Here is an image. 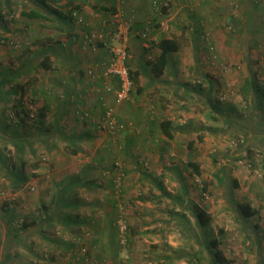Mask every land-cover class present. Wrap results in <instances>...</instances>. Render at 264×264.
Instances as JSON below:
<instances>
[{
    "label": "rangeland",
    "instance_id": "1",
    "mask_svg": "<svg viewBox=\"0 0 264 264\" xmlns=\"http://www.w3.org/2000/svg\"><path fill=\"white\" fill-rule=\"evenodd\" d=\"M175 1L169 11L166 0L153 1V11L144 13L132 31L135 51L124 40L128 67L142 74L141 84L138 77L128 98L116 100L126 120L118 122L114 108L105 105L122 125L115 133L107 122L72 126L67 116L63 128L69 137L60 135L65 141L56 139L57 134H33L30 125L44 97L34 95L35 89L47 90L56 76L69 85L77 72L76 67L65 71L57 55L52 59L58 60L54 71L31 67L27 80L11 81L9 95L0 102V137L7 132L10 141L0 140V149L6 145L15 150L12 142L20 139L17 148L26 180L17 188L0 189V264H213L215 257L207 253L205 241L214 238L219 241L215 249L226 259L220 264H264V11L249 0H210L211 5L204 7L211 11L205 9L198 18L191 13L196 0H186L193 5L184 6L190 17H181ZM154 2L163 3L162 11ZM258 2L263 8L264 0ZM73 3L60 0L51 5L67 12ZM35 4L0 0V77L6 67L22 62L36 66L41 49L67 34L52 21L23 20ZM80 4L82 8L92 4L85 15L93 22L89 42L105 40L100 29L103 22H110L111 12L103 7L111 4L105 0ZM247 11L253 14L250 27ZM146 19L160 31L152 35L147 26L145 37L143 31L137 35ZM123 21L130 29L129 18ZM77 23L72 34L84 30ZM165 34L175 37L180 49L172 53L163 74L154 77L147 62L158 49L149 41ZM142 41L149 46L146 56ZM84 56L87 60L90 54ZM20 103L27 113L17 125L14 109ZM137 104L143 109L138 121L132 115ZM151 116L155 121L169 119L173 137L161 139L158 130L148 128ZM52 122L55 119L45 110L44 128ZM85 130V141H66ZM73 147H78L76 152ZM188 160L198 161L199 176L185 167ZM13 164L21 169L18 158ZM4 171L0 162V185L7 182ZM74 180L84 183L67 195L69 205L59 213L70 223L59 222L57 213L50 217L54 223L41 220L53 209L62 188ZM235 202H249L257 213L242 221ZM195 207L209 216L204 226L196 220ZM122 213L128 237L117 228Z\"/></svg>",
    "mask_w": 264,
    "mask_h": 264
},
{
    "label": "trees",
    "instance_id": "2",
    "mask_svg": "<svg viewBox=\"0 0 264 264\" xmlns=\"http://www.w3.org/2000/svg\"><path fill=\"white\" fill-rule=\"evenodd\" d=\"M36 2V7H34V9H29L27 11L26 14V18L28 21H34L35 18H41L43 19L46 23L52 21L56 24V26L60 29L65 31L68 35L70 34L71 36V40H75L76 38H78V30L76 31L75 34H72L71 29L74 27L75 23H77V19H81V22L78 21L77 26L78 27H82L84 29H86L87 31H90L91 28L89 25L88 20L86 19L87 17L85 16V14L82 12V8H80V5H74L72 7V9L68 10L67 12L62 11L61 9L57 8L54 9L51 5V3H57L60 0H34ZM85 1V0H84ZM88 1V0H86ZM106 2H113L114 0L110 1L107 0ZM158 5H161V11H162V5L163 3L160 2H154ZM104 6V5H102ZM107 5H105L103 8L108 10V11H113V4H111L110 7H106ZM258 8H260L258 6ZM261 9L264 11V7ZM250 11V10H249ZM249 11H247V23L249 25V27L251 26V16H253V14H251ZM114 12V11H113ZM75 13V14H73ZM52 14L54 15V18L52 16ZM260 19V17H259ZM23 20H25L23 18ZM25 23H28L27 21ZM106 23H110L108 21H106ZM111 24V23H110ZM147 25L150 26L151 24V20L148 19L147 20ZM103 26H101V34L104 38H106L105 40H98L96 39V41H99V44L102 45L105 49V51L108 54V61L110 60L111 56H112V52L110 51V47L108 46L109 44H112L113 42V37L114 34L117 30H112L109 26L108 27H104L105 22L102 24ZM81 31V30H79ZM91 32V31H90ZM91 35V33H89ZM90 35H87L89 37H91ZM54 43L56 46H59L61 49L65 48V45H62L60 42L56 41V42H52ZM59 43V45H58ZM150 46H152L153 48H157L158 49V53L152 58V59H148L147 64L150 66L152 73L154 74V76H160L161 74H163L164 69L166 67V65L169 62V58L171 57V53L175 52L177 50L180 49V43L179 41L171 36V37H160L157 40H152L149 41ZM55 45H50L48 44V46L44 47L41 49V51L39 52V54H37L39 56L38 58V63L36 62V66H33L30 63H21L19 66L15 67V68H5L4 71H2V75L0 77V102H3L4 99L9 95L10 91H9V86L12 80H15L17 78L23 79V80H27L26 76H28V71L31 69V67H35L36 70L41 68L44 70H55L54 66L57 65L58 60L56 61H52V56H58V51H56V53L54 52L55 49ZM59 47H57L58 49H60ZM149 47V46H148ZM148 47L144 48L145 52L148 51ZM35 60L37 61V58L35 57ZM65 62H67L66 60H64ZM107 61V63H108ZM50 62V64H49ZM106 63V64H107ZM126 64H127V60H126ZM127 68L129 71V75L130 78L132 80V87L130 88L129 93L131 92L133 86L135 83L138 82V76H139V70H131L130 67H128L127 64ZM85 72H83L84 74ZM24 75V76H23ZM86 77H84L85 79L87 78L89 80V78H92L93 76V71L92 70H87L86 71ZM110 75V74H109ZM115 76V75H113ZM58 77V76H57ZM116 77V76H115ZM25 78V79H24ZM117 81H118V88H119V80L116 77ZM27 82V81H25ZM52 82V81H51ZM29 83V82H28ZM59 84H62V81L59 82ZM54 85L53 87H56L57 83H56V79H54ZM59 86V85H58ZM107 87V86H106ZM110 90H111V86ZM36 88V87H35ZM117 88V89H118ZM25 86L21 83L20 85V90L24 91ZM48 89H50V86L48 87ZM42 93H43V103L39 109V114L37 116V119L32 121L30 127L33 132V134H35V136H52V135H56V139L60 138L62 140L65 141V139L62 136H65L68 134L64 131L63 125H61L59 123V120L56 118L54 124L53 122L51 123L50 128H44V124H45V110L46 107L49 103V97L51 96V93L48 94V91L46 93L43 92L44 89H41ZM107 90V89H106ZM107 90V91H110ZM50 92V90H49ZM38 93V90L35 89L34 91V95H36ZM42 93H40V95H42ZM66 96V93L63 94V97ZM67 97V96H66ZM115 99H116V94H115ZM103 103V101H102ZM21 107L18 109H14V114H16V116H18L19 121L16 123L17 125H20L21 123H23V119H24V114L27 113L26 107L20 103L19 104ZM109 107V106H108ZM104 105V109L102 111V114L100 116V119L98 120L97 124L95 123V121H93L90 117L88 116L87 111H84V109L79 113V115H81L82 119L84 122L87 123V125L85 126H102V124L104 122V119L107 115V112L109 111L110 108H108ZM230 116V113L229 115ZM154 118V117H153ZM153 118H149V122H155V120ZM89 121V123H88ZM119 122V120H117ZM57 127H54V126ZM119 125H121L119 123ZM0 126H2V124H0ZM5 129H2V133H5L6 130V126H3ZM154 129L158 130L160 132V134L163 136L161 137V139H166V138H172L173 137V132L175 131V129L173 128V126L171 125V121L169 119H161L157 122H155V126H152ZM86 133V130H85ZM7 132L4 135H1V139L3 143H6V141H10V138L8 136H6ZM62 135V136H60ZM88 136H91L90 133L87 134ZM69 137V134L67 135V139ZM16 138V137H15ZM201 139V138H200ZM13 141V140H11ZM20 139L17 141H13L12 143L15 144L16 148L15 150L13 149H9L6 145L5 147L1 150L0 149V162L2 163V165L5 167V171H4V175L2 174V176L4 177V179L7 181V185L11 186L12 188H17L19 185H21L25 180H26V176L24 175L22 169H24L25 166V162L22 160V158L19 157V148H17V143H19ZM67 142L72 141V142H81V141H85L83 138L79 137L78 135H72L71 134V139L66 140ZM189 146L192 145V142L188 143ZM79 146V145H78ZM78 147H73L71 149L72 152H76ZM18 158L20 160V170H16L15 169V165L13 164V160ZM186 168L190 169V172L196 176L200 175V166L198 161L195 160H188L185 164ZM118 182V185H120L119 180L116 181ZM234 184L236 183L235 180L233 181ZM84 183V182H83ZM83 183H81L80 181H76L74 180L72 182V184H70L69 186H64L62 188V190L58 193V197L57 199H55V201H53V209L48 213H44L43 216L41 217L43 220V218L48 219L49 223H54V219L50 218L52 215H55L57 213V220L59 222L65 223L66 225H68L70 223L69 219H65L63 218L61 215H59V213H61V209L62 206L64 205H69L66 201L69 200L67 198V195L71 193V191L73 190V188L76 185H83ZM115 186H117V184L115 183ZM2 189H5V187ZM235 208L237 211V216L242 220L245 221L247 217H252L257 213V210L254 209L251 204L249 202L246 203H240V202H235ZM194 213H195V217L196 220L198 221V223L200 224V226H204V224H206L209 220V216L206 215L205 211L201 208H194ZM43 223V222H42ZM254 227H256L254 225ZM75 233V231L73 232V234ZM125 237H128V231H125ZM120 238V237H119ZM121 240V238H120ZM206 249H207V253L214 255V259H213V264H220L221 262L219 260H224L225 257L221 254V252L219 250H216L215 247L217 246V244L219 243L218 239L214 238L212 239L209 243L206 242ZM200 252L203 254L204 251H202V249L200 250ZM226 260V259H225Z\"/></svg>",
    "mask_w": 264,
    "mask_h": 264
},
{
    "label": "crops",
    "instance_id": "3",
    "mask_svg": "<svg viewBox=\"0 0 264 264\" xmlns=\"http://www.w3.org/2000/svg\"><path fill=\"white\" fill-rule=\"evenodd\" d=\"M106 1L107 0H105V2ZM153 1L154 0H115L114 3L109 2V4H113L112 10L114 12L108 11L111 13L109 14L110 18L108 17L107 19H110L111 24L106 23V25H104V27L109 26L112 30H116L118 25H125L126 24V22L123 21V19H125L127 21L129 18L131 27L129 29L128 24H126V27H125L126 29L123 31H124V35H125V41L127 40V44L130 46L129 49H131L132 51H135V49H136L135 46L137 45L136 44L137 42H136V39L133 37L134 33H132V31H133L134 27H136L138 25V23H137L138 20L143 19L144 13L148 12L149 10H150V12L153 11V7H152ZM163 1L165 2V0H163ZM174 1L175 0H166L165 3L167 4V10L168 11L170 10V8H171V10L174 8V6H172ZM175 2H176V5L179 6L177 8L178 15H181V17L188 15L190 17V15L188 14L189 10L187 9V11H186V8L184 6L189 5L188 8H190V6H193V5L187 3L186 0H185V2H184V0H176ZM249 2L254 3L255 5L258 4L260 7L259 9H261V7H262V6H260V2H258V0H253V1L249 0ZM208 4L211 5L210 0H209V2L208 1L206 2L205 0H196L195 1V6H196L195 11L193 10V12H191V13L195 14V16L198 18H202V15L206 14L204 12L206 7H204V6H208ZM74 5H80V8H82V5L80 4V0H74V3L72 6H74ZM91 7H92V4L89 5V7L87 5L86 6L84 5L82 8V12L85 15H86V12L90 13ZM257 8H258V6H257ZM206 10L211 11L209 9V7ZM119 15H121L122 17H119ZM126 15H129V16L126 17ZM134 15H136V19H132ZM54 18H56V17H54ZM169 18H172V17L170 16ZM25 20H27V18H25ZM99 20H100V18H99ZM147 20L148 19H146V23H147ZM34 21L37 23H42V24L46 23L45 22L46 20L44 21L43 19L38 18V17L35 18ZM88 22H89V25H91L93 23L92 20H90V19H88ZM115 22H117V23H115ZM144 25L140 24V28L136 29L135 33H137V35H139L138 33L140 31H143L144 27L149 26L147 24H146V26H144ZM88 28H91V27H88ZM84 30H81V31L78 30L79 33H78V38L76 40H71L70 34L58 36L60 38L58 42H60L62 45H65L64 49H61L59 47L60 46L59 43H58L59 46H57L60 48V49H58V54H59V52H61V50H65V52H66L65 55H61V54L58 55V59L61 62L63 69L65 71H69V70L72 71L76 67V70L78 73L76 72V74H75L73 72V74L75 76L73 77V79L69 78V79L73 80V83H70L69 85L68 84H66V85L65 84H59V82L62 81L61 76H58V77L56 76L54 78V79H56L57 85H56V87H53L54 85H50V89L47 88L48 94L51 93V96L48 98L49 103L46 107V111H49L52 115V118H54L55 120L57 118L61 125H64L63 123H64V120L67 118V116L70 118L72 126L80 124V123H82L83 125H87V123L83 121L81 115H79V113L83 109H84V111H87V113H88L87 117H90L97 124V122L100 119V116L102 114V111L104 109V105H108L109 107L114 108V111L116 114L114 116H116L117 120H119V121L120 120H126V117H125L126 113H124L122 111V107L120 106V104L115 99L116 90L118 88V81H117L115 76L106 75V72H105V65L108 61V54L105 51L104 47L99 44V41L95 40V42L92 43L93 42V40H92L90 43L89 42V36H87V35H90L89 33L91 30L90 31H87L86 29H84ZM146 30H147V28H146ZM159 31L160 30L154 26L148 27V33H150L152 35L156 34ZM212 36L214 37L215 35H212ZM162 37H171V35L165 34ZM153 40H157L156 37H153ZM90 46H92V49H89V48H91ZM138 47H139V45H138ZM141 47L143 48V54L145 55L144 48H147L145 41H142ZM86 52H88L90 54V57H88L87 60L85 59V56H84V54ZM172 53H171V55H172ZM54 58L55 57L52 56L53 60H55ZM64 60H67L68 63L65 62ZM86 63L88 64V66H86ZM81 67H84V69H81ZM59 68H60V66H59ZM102 68H104L103 71H102ZM86 69L87 70L89 69L92 71L97 70L96 72L93 71V75H92L93 77L89 78V80L87 78L86 79L84 78L83 72H85ZM141 74L142 73L139 72V76H138L139 78H140ZM154 77H158V76H154ZM140 84H141V78H140ZM106 86H111V90L107 91ZM45 90L46 89L43 90L44 93L47 92ZM49 90H50V92H49ZM40 93H42V90L38 89V94H40ZM65 93H66L67 97L66 96L63 97V94H65ZM42 95H43V93H42ZM54 99H56V100H54ZM102 101H103V103H102ZM137 107H136L137 109L135 108L136 111L132 112L134 119H136L137 115L140 116L142 111H143L140 104H137ZM151 118H153V117L151 116ZM136 120L138 121V118ZM155 122H157V121H155ZM155 122L154 121L152 123L150 122V124L148 125V128H152V126H155ZM88 123H89V121H88ZM84 133L85 132H82V133L79 132L77 135L84 139V135H85ZM95 133H98V131L96 130ZM92 134L93 133H91V135ZM2 178H4V177H2ZM3 180H5V179H3ZM1 184L2 185H0V189H2V187L3 188L5 187V189L8 187L7 183H4V181H2Z\"/></svg>",
    "mask_w": 264,
    "mask_h": 264
},
{
    "label": "built area",
    "instance_id": "4",
    "mask_svg": "<svg viewBox=\"0 0 264 264\" xmlns=\"http://www.w3.org/2000/svg\"><path fill=\"white\" fill-rule=\"evenodd\" d=\"M156 5V8H161V5H158L154 3V6ZM75 14V13H73ZM78 21H81L79 18ZM142 36H146L145 30L142 32ZM125 35L124 31L122 30V26L118 25L117 30L113 37L112 44H109L110 51L112 52V56L108 63L105 65V72L106 75H115L119 80V88L116 90V100L122 101L128 98L130 88L132 87V80L129 75V71L127 68L126 60H127V48L125 44ZM107 90H110V87H106ZM104 122L108 123L109 129L112 133H115L118 128H120L122 125H119L116 123L114 117L112 116V112L108 111L107 115L104 119ZM118 126V128H117ZM124 213L119 215V219L117 221L119 222V225L117 224V228L119 229V232L122 234L125 233L127 229V224L124 218Z\"/></svg>",
    "mask_w": 264,
    "mask_h": 264
}]
</instances>
